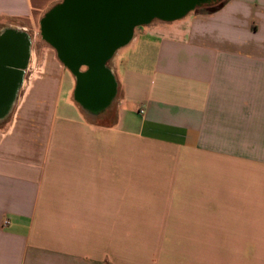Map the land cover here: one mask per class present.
Returning <instances> with one entry per match:
<instances>
[{
	"label": "crops",
	"instance_id": "0c3cea01",
	"mask_svg": "<svg viewBox=\"0 0 264 264\" xmlns=\"http://www.w3.org/2000/svg\"><path fill=\"white\" fill-rule=\"evenodd\" d=\"M64 1L0 0V35L41 36ZM141 26L105 64V107L81 105L48 43L19 89L0 264H264V0Z\"/></svg>",
	"mask_w": 264,
	"mask_h": 264
},
{
	"label": "water",
	"instance_id": "95a60500",
	"mask_svg": "<svg viewBox=\"0 0 264 264\" xmlns=\"http://www.w3.org/2000/svg\"><path fill=\"white\" fill-rule=\"evenodd\" d=\"M216 0H65L41 23V37L78 79L77 100L85 108L105 107L114 84L105 68L114 51L129 41L137 26L174 21ZM31 50L24 31L0 35V121L11 111ZM85 67L84 73L79 70Z\"/></svg>",
	"mask_w": 264,
	"mask_h": 264
},
{
	"label": "rangeland",
	"instance_id": "374dc122",
	"mask_svg": "<svg viewBox=\"0 0 264 264\" xmlns=\"http://www.w3.org/2000/svg\"><path fill=\"white\" fill-rule=\"evenodd\" d=\"M155 23H159V21H155ZM143 27L144 26L136 27L135 32H138ZM31 40L32 43H31L30 55L27 66L24 71V76L22 80L23 84H21L20 88L22 87V85L23 86L30 85L37 77L41 75V72L45 69V61L48 58L49 53H51L49 51V45L47 44L46 41L43 40V38L40 35H35L33 38L31 37ZM108 64L112 65V61H110ZM73 84H74V79L68 72L61 73V85L63 90H68V88L73 86ZM17 100L18 98L15 99V102H17ZM14 110H15V106H13L9 114L2 121H0V131L5 129L4 126L11 119Z\"/></svg>",
	"mask_w": 264,
	"mask_h": 264
},
{
	"label": "trees",
	"instance_id": "16d2710c",
	"mask_svg": "<svg viewBox=\"0 0 264 264\" xmlns=\"http://www.w3.org/2000/svg\"><path fill=\"white\" fill-rule=\"evenodd\" d=\"M226 1L227 0H216L215 2H212V3L206 4V5L197 7L195 9H193L192 11H194V12H203V13H213V12H216L217 10H219L226 3ZM60 6H62V4H60V5L56 6L55 8H53L49 13H51L53 10H55L56 8H58ZM49 13L43 18L41 23L44 22V20L49 15ZM182 17H180V18H182Z\"/></svg>",
	"mask_w": 264,
	"mask_h": 264
},
{
	"label": "built area",
	"instance_id": "2783aa9c",
	"mask_svg": "<svg viewBox=\"0 0 264 264\" xmlns=\"http://www.w3.org/2000/svg\"><path fill=\"white\" fill-rule=\"evenodd\" d=\"M139 113L143 114V111H142V110H140V111H139ZM4 224L6 225V224H7V222H5Z\"/></svg>",
	"mask_w": 264,
	"mask_h": 264
},
{
	"label": "bare ground",
	"instance_id": "6f19581e",
	"mask_svg": "<svg viewBox=\"0 0 264 264\" xmlns=\"http://www.w3.org/2000/svg\"><path fill=\"white\" fill-rule=\"evenodd\" d=\"M23 80V79H22ZM21 84H22V82H21ZM26 84V83H25ZM21 86V85H20ZM22 90V89H21ZM17 95H18V93H17Z\"/></svg>",
	"mask_w": 264,
	"mask_h": 264
},
{
	"label": "flooded vegetation",
	"instance_id": "af4514ba",
	"mask_svg": "<svg viewBox=\"0 0 264 264\" xmlns=\"http://www.w3.org/2000/svg\"><path fill=\"white\" fill-rule=\"evenodd\" d=\"M17 98V97H16Z\"/></svg>",
	"mask_w": 264,
	"mask_h": 264
}]
</instances>
